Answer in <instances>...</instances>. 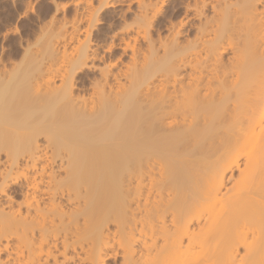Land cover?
Returning a JSON list of instances; mask_svg holds the SVG:
<instances>
[{
	"label": "bare ground",
	"instance_id": "bare-ground-1",
	"mask_svg": "<svg viewBox=\"0 0 264 264\" xmlns=\"http://www.w3.org/2000/svg\"><path fill=\"white\" fill-rule=\"evenodd\" d=\"M51 2L0 53V264H264V0Z\"/></svg>",
	"mask_w": 264,
	"mask_h": 264
},
{
	"label": "rangeland",
	"instance_id": "rangeland-1",
	"mask_svg": "<svg viewBox=\"0 0 264 264\" xmlns=\"http://www.w3.org/2000/svg\"><path fill=\"white\" fill-rule=\"evenodd\" d=\"M57 1L63 3L70 0ZM53 7L51 0H0V53L2 52L3 58L6 57L4 60L10 58L7 62L17 61L25 46L45 43L44 32L50 18L57 20L62 16V11L54 12ZM119 7L125 8L116 5L114 9L119 11ZM69 9L68 13L72 11V8ZM93 34L95 33L91 32L92 39L95 38ZM95 36L99 38L101 35ZM92 73L84 69L79 76L84 78Z\"/></svg>",
	"mask_w": 264,
	"mask_h": 264
}]
</instances>
